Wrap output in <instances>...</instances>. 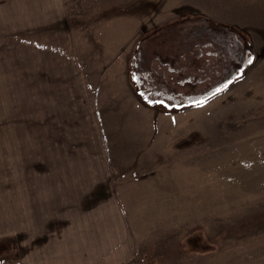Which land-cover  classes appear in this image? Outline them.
<instances>
[{
	"label": "rangeland",
	"instance_id": "1",
	"mask_svg": "<svg viewBox=\"0 0 264 264\" xmlns=\"http://www.w3.org/2000/svg\"><path fill=\"white\" fill-rule=\"evenodd\" d=\"M0 257L264 264V0H0Z\"/></svg>",
	"mask_w": 264,
	"mask_h": 264
},
{
	"label": "crops",
	"instance_id": "2",
	"mask_svg": "<svg viewBox=\"0 0 264 264\" xmlns=\"http://www.w3.org/2000/svg\"><path fill=\"white\" fill-rule=\"evenodd\" d=\"M133 9L134 10H136L137 9V5L134 3V5H133ZM184 10H189L190 11V9L187 7L186 9H184ZM182 31L184 32L185 31V29H182ZM182 34V35H181ZM185 33H180V36H183ZM109 42L111 43V44H114V42H113V39H112V37L109 39ZM167 72H169L170 73V69L168 68L167 69ZM133 84V86H134V90H132V93H133V98L134 99H137L138 101L140 100V99H142L143 97H141L142 95L140 94V91L138 90V83H136V82H133L132 83ZM176 84V83H175ZM178 85V84H177ZM166 88V87H165ZM166 89H177L176 88V86H174V87H171V88H166ZM137 91H139V92H137ZM137 93H139V94H137ZM163 103H160V106L162 105V106H165L166 105V102H164V101H162ZM140 103L141 104H146V103H143V102H141L140 101ZM151 104H153V103H150L149 105H151ZM18 260V261H17ZM12 262L14 261V262H16V264H19V262H20V264H22V263H24V262H26V260L24 259V258H18V259H12L11 260ZM43 262H49V260H45V261H43ZM0 264H7L6 263V261H5V258L3 259L2 257H0ZM49 264V263H48Z\"/></svg>",
	"mask_w": 264,
	"mask_h": 264
},
{
	"label": "snow or ice",
	"instance_id": "3",
	"mask_svg": "<svg viewBox=\"0 0 264 264\" xmlns=\"http://www.w3.org/2000/svg\"><path fill=\"white\" fill-rule=\"evenodd\" d=\"M248 63L251 64L252 63V60L249 59L248 60ZM229 83H231V81H229ZM224 87H227V85H224ZM221 89H217L216 91L219 92ZM197 103H203V101H198Z\"/></svg>",
	"mask_w": 264,
	"mask_h": 264
}]
</instances>
